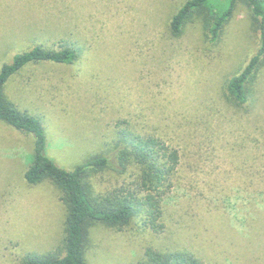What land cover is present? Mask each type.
Returning a JSON list of instances; mask_svg holds the SVG:
<instances>
[{"label": "rangeland", "instance_id": "1", "mask_svg": "<svg viewBox=\"0 0 264 264\" xmlns=\"http://www.w3.org/2000/svg\"><path fill=\"white\" fill-rule=\"evenodd\" d=\"M186 1L0 0V72L37 46L78 51L72 64L25 66L5 88L40 118L46 154L58 165L73 169L111 151L120 131L156 137L181 154L165 229L155 233L141 215L123 229L96 225L90 264H129L150 245L215 264H241L243 250L264 257L257 243L264 239V67L247 103L226 91L257 54L260 31L241 4L215 42L196 19L174 36L172 18ZM34 142L0 120V264L62 246L63 192L25 178ZM137 174L107 170L92 182L107 193Z\"/></svg>", "mask_w": 264, "mask_h": 264}, {"label": "trees", "instance_id": "2", "mask_svg": "<svg viewBox=\"0 0 264 264\" xmlns=\"http://www.w3.org/2000/svg\"><path fill=\"white\" fill-rule=\"evenodd\" d=\"M241 4L249 10L252 22L260 31L261 44L244 70L227 83V97L236 104L249 101V84L264 67V0H187L173 16L170 26L172 35L178 36L190 20L196 19L215 42ZM78 58L74 47L37 46L16 55L0 72V120L35 138L33 158L25 178L33 185L52 181L63 192L66 206L62 246L45 254L28 253L22 258V264H90V246L87 245L93 227L99 224L123 229L141 215L146 227L155 233L165 229V208L181 163L177 149L153 136L120 131L111 151L91 155L73 169H65L46 154L47 136L40 118L21 110L7 95L8 80L25 66L42 62L72 64ZM131 167L136 168L138 174L129 187H119L107 193L96 191L93 177L107 170L125 174ZM246 236L255 239L252 232ZM257 243L264 247L263 238L257 239ZM255 253L253 251L254 256L247 257L243 250L241 264H264L263 255ZM129 264L215 263L187 249L168 250L150 245L141 258Z\"/></svg>", "mask_w": 264, "mask_h": 264}]
</instances>
